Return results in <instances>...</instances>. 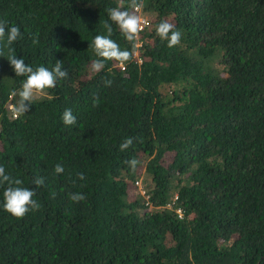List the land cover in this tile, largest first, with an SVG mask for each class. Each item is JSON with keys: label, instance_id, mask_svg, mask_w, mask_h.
<instances>
[{"label": "trees", "instance_id": "1", "mask_svg": "<svg viewBox=\"0 0 264 264\" xmlns=\"http://www.w3.org/2000/svg\"><path fill=\"white\" fill-rule=\"evenodd\" d=\"M119 4L0 0V20L22 34L0 41V165L30 189L44 178L23 218L3 209L0 186V264H264V0H143L134 42L109 19ZM164 20L182 34L173 48L155 32ZM106 21L138 60L93 74ZM9 55L68 71L19 118L11 92L25 77ZM133 181L144 193H128Z\"/></svg>", "mask_w": 264, "mask_h": 264}, {"label": "clouds", "instance_id": "2", "mask_svg": "<svg viewBox=\"0 0 264 264\" xmlns=\"http://www.w3.org/2000/svg\"><path fill=\"white\" fill-rule=\"evenodd\" d=\"M143 6V0H128L127 9H125L123 0H120V4L117 7L107 10L109 19L118 26L120 33L128 42L137 41L140 32L144 28L143 25L148 23L139 14ZM103 27L107 34L94 36L91 44L95 56L98 57L90 65V71L93 74L99 73L105 68V61H116L120 65H125L136 55L135 44H133L131 50L121 49L120 45L111 38L113 34L111 24L106 21ZM155 32L161 40L167 41L169 48H173L181 42V32L175 30L174 25L167 20L159 22L155 27ZM5 37L7 45L10 46L20 39L22 34L18 26L9 27L6 20H0V41H4ZM38 42V34H34L32 43L35 45ZM10 51L12 50L10 49ZM135 58L138 60V55ZM7 60L16 76L25 77L20 90L11 92L13 97H19L15 104L9 106L14 118L25 115L29 111V106L35 97L45 95L47 89L56 87L58 79L62 80L68 76V71L60 60H57L51 69L42 64L34 69L32 66L27 65L22 58H16V55H9ZM104 84L111 86L112 81L105 80ZM98 99V97L94 99L93 106L97 105ZM61 119L65 126H72L77 123V118L73 115L71 109H65ZM132 144L133 138L126 137L119 145V149L122 152L126 151ZM126 163L134 172L140 161L132 159ZM63 172L64 166L57 163L54 166V173L59 175ZM77 178L84 180L85 176L83 173H77ZM31 183L36 186L34 189L22 186L23 181L21 179L6 173L5 167L0 165V186L6 185L3 191V209L13 217L23 218L30 210L36 211L39 209L40 206L33 197L36 195L37 189L43 187L44 178L34 177ZM128 184L132 185L135 191L139 190L144 193L138 181L129 182ZM70 198L73 202H81L86 199L82 193H72ZM143 201L146 202L147 200L144 199Z\"/></svg>", "mask_w": 264, "mask_h": 264}, {"label": "rangeland", "instance_id": "3", "mask_svg": "<svg viewBox=\"0 0 264 264\" xmlns=\"http://www.w3.org/2000/svg\"><path fill=\"white\" fill-rule=\"evenodd\" d=\"M172 157V153H165L163 156H162V159H161V162L166 165L170 159ZM138 171L141 172V167L138 168ZM128 193L130 194H134L135 193V190H134V187L132 185H128Z\"/></svg>", "mask_w": 264, "mask_h": 264}]
</instances>
